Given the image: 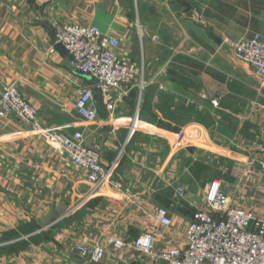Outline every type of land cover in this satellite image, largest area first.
I'll return each mask as SVG.
<instances>
[{
	"label": "crops",
	"instance_id": "crops-1",
	"mask_svg": "<svg viewBox=\"0 0 264 264\" xmlns=\"http://www.w3.org/2000/svg\"><path fill=\"white\" fill-rule=\"evenodd\" d=\"M54 18L117 36L120 53L146 72L144 85H124V97L115 90L109 109L56 44ZM254 33L264 36V0H0V87L15 83L44 126L80 131L105 165L117 162L112 181L92 193L83 168L0 115V264H170L109 245L95 263L76 246L156 232L157 252L182 248L216 179L232 206L264 218V77L234 48ZM85 85L99 110L92 121L76 108ZM160 207L170 226L157 221Z\"/></svg>",
	"mask_w": 264,
	"mask_h": 264
},
{
	"label": "built area",
	"instance_id": "built-area-1",
	"mask_svg": "<svg viewBox=\"0 0 264 264\" xmlns=\"http://www.w3.org/2000/svg\"><path fill=\"white\" fill-rule=\"evenodd\" d=\"M51 27L56 44L63 46L70 55L72 70L93 79L108 100L109 109L115 106L112 101L115 90H120V97H124L128 93L123 90L124 85L136 81L144 85L138 66L120 53L121 40L117 36L104 33L95 24L63 22L59 18L52 19ZM234 48L243 62L264 77V36L261 33L242 38ZM93 100L92 85L78 90L76 108L88 121L95 120L99 113ZM9 113L21 124L31 126L74 165L83 168L92 185V193L100 192L112 181L117 162L105 165L100 152L85 144L80 131L67 133L44 126L39 109L25 98L15 83L0 87V115ZM257 152L264 163V141L258 144ZM177 193L182 194L183 188L177 187ZM205 200L208 209L196 212L187 228V244L182 248L157 252L156 232H150L133 239L108 236L103 243L93 245L81 242L76 250L95 263L102 261L105 246L109 245L115 249L131 246L156 258H164L170 264H264V218L232 206L222 182L217 179L206 188ZM156 218L164 226L172 224L170 212L165 207L158 209Z\"/></svg>",
	"mask_w": 264,
	"mask_h": 264
},
{
	"label": "rangeland",
	"instance_id": "rangeland-1",
	"mask_svg": "<svg viewBox=\"0 0 264 264\" xmlns=\"http://www.w3.org/2000/svg\"><path fill=\"white\" fill-rule=\"evenodd\" d=\"M143 50H144V49L142 48V46H140V48L138 49V55H139V56H142V54H143V53H142ZM157 50H159V48H157ZM181 59H182V62H184V61L187 62V59H188V58H187V56L183 55V56H181ZM141 60H143V61H141V63L144 62V63H142V65H143V64L145 65V60H144L143 58H141ZM139 63H140V62H139ZM140 76H141V77H139V78H142V77H143V78L145 79V77H146V72H141V73H140Z\"/></svg>",
	"mask_w": 264,
	"mask_h": 264
}]
</instances>
